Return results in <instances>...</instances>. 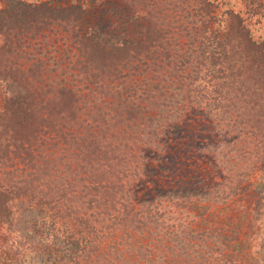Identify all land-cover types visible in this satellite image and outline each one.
I'll list each match as a JSON object with an SVG mask.
<instances>
[{
  "label": "trees",
  "instance_id": "16d2710c",
  "mask_svg": "<svg viewBox=\"0 0 264 264\" xmlns=\"http://www.w3.org/2000/svg\"><path fill=\"white\" fill-rule=\"evenodd\" d=\"M112 1L138 12V36L105 31L80 6L49 8L35 23L10 1V15L27 21H0L1 254L29 251L33 264H230L224 232L192 214L238 196L264 164V48L233 13L215 26L209 0H173L180 13L157 0ZM57 21L75 39L87 93L49 83L39 60L15 59L24 28ZM181 146L227 172L159 184L177 175Z\"/></svg>",
  "mask_w": 264,
  "mask_h": 264
},
{
  "label": "rangeland",
  "instance_id": "374dc122",
  "mask_svg": "<svg viewBox=\"0 0 264 264\" xmlns=\"http://www.w3.org/2000/svg\"><path fill=\"white\" fill-rule=\"evenodd\" d=\"M10 1H14L15 4L22 2L24 6L27 5L22 12L17 13H28V20L35 21V23L41 21L46 15L45 13H49L47 12L49 8L80 6L83 11L91 13L92 21L102 20V27L105 31L130 37H136L141 32L140 21L135 20L131 15L138 12L130 11L128 7L112 0H106L104 4H91V0H0V21L6 22L9 18L8 22L13 27L22 25L24 21H27V18L25 19L16 14L11 16L10 14L16 12L15 9L13 11L10 7ZM172 1L157 0V3H159V7L167 8V13H180L179 10L173 9V5H170ZM209 1L212 3V13L215 15V26L223 28L228 13H233L236 15L235 18L239 16L242 19V22L250 31L252 39L264 48V0ZM53 13H56L53 14L56 18H60L63 14L59 10H55ZM51 23V28H44L40 32L36 30V27L31 30L24 28V34L29 33V36H26L25 42H21V48H19L21 50H17L15 59L19 63L27 64L39 60L44 65L41 68V73L49 83H53L54 86L67 83L71 87L75 86L76 89L82 88L83 93H87L89 89L84 88L83 80L76 68L79 63V51L74 44V37L67 28L62 27V24L59 25L58 21ZM3 38L0 33V45L3 44ZM23 50L25 54L24 57H21L19 54ZM32 77L34 76L32 75ZM197 130L195 129L192 133L198 134ZM201 138L203 139V136ZM185 150L182 146L174 150L176 153H180L181 157H184L182 164L179 162L181 159L177 161V164L181 165L177 175L161 174L162 178L160 177V181L158 180L159 184L163 186L173 185L180 179L185 178L183 176L187 174L197 180L203 176L205 181L211 183L212 177L218 171L227 172L225 170L226 162L217 165L213 160L199 154L196 149L188 152ZM186 152L188 153L187 157H189L187 162L189 171L185 173ZM217 166H221V168ZM248 179L245 190L238 196L227 201L210 198L205 202H201L202 208L194 209L192 214L199 221L205 218L207 226L212 232L215 230L224 232L226 240L223 244L225 254L231 253V251L234 254L233 262L230 264H264V164H261L253 176ZM3 231V229H0V240L2 241L5 239ZM231 240L232 242H229ZM229 243H231V247L227 245ZM225 254L222 257L223 259L226 258ZM0 256L4 257V260H0V264H33L31 259L35 257L29 251L16 256L12 252L4 255L1 254V249Z\"/></svg>",
  "mask_w": 264,
  "mask_h": 264
}]
</instances>
